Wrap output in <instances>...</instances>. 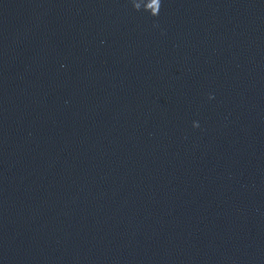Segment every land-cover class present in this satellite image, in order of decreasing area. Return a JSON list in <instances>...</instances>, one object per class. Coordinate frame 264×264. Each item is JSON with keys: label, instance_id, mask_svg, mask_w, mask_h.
<instances>
[{"label": "water", "instance_id": "water-1", "mask_svg": "<svg viewBox=\"0 0 264 264\" xmlns=\"http://www.w3.org/2000/svg\"><path fill=\"white\" fill-rule=\"evenodd\" d=\"M0 264H264V0H0Z\"/></svg>", "mask_w": 264, "mask_h": 264}]
</instances>
